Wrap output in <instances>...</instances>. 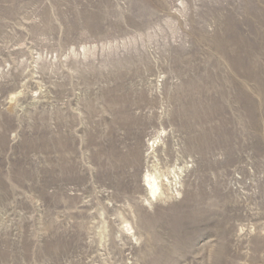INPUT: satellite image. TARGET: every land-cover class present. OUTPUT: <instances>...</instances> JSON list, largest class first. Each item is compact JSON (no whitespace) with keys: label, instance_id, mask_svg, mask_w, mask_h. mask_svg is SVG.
<instances>
[{"label":"rangeland","instance_id":"1","mask_svg":"<svg viewBox=\"0 0 264 264\" xmlns=\"http://www.w3.org/2000/svg\"><path fill=\"white\" fill-rule=\"evenodd\" d=\"M0 264H264V0H0Z\"/></svg>","mask_w":264,"mask_h":264},{"label":"bare ground","instance_id":"2","mask_svg":"<svg viewBox=\"0 0 264 264\" xmlns=\"http://www.w3.org/2000/svg\"><path fill=\"white\" fill-rule=\"evenodd\" d=\"M157 169V168H156ZM158 170V169H157ZM158 172V171H157ZM149 173V172H148ZM163 174V173H162ZM164 176V175H163ZM161 177V176H160ZM162 178V177H161ZM165 178V177H164ZM145 179V178H144ZM159 178L153 174H148L146 175V180H145V183L146 184V189L149 190L151 196L153 198H155L157 195H161L159 194L160 191L162 190L161 189V185L160 183L158 182ZM158 197V196H157Z\"/></svg>","mask_w":264,"mask_h":264}]
</instances>
